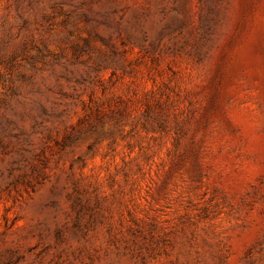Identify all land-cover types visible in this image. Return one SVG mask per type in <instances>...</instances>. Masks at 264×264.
<instances>
[{
	"label": "rangeland",
	"instance_id": "rangeland-1",
	"mask_svg": "<svg viewBox=\"0 0 264 264\" xmlns=\"http://www.w3.org/2000/svg\"><path fill=\"white\" fill-rule=\"evenodd\" d=\"M0 264H264V0H0Z\"/></svg>",
	"mask_w": 264,
	"mask_h": 264
}]
</instances>
